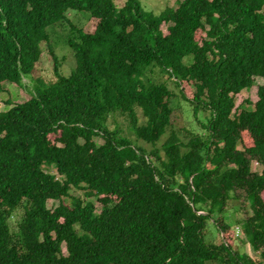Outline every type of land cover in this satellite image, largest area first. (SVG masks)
I'll use <instances>...</instances> for the list:
<instances>
[{"label":"trees","instance_id":"1","mask_svg":"<svg viewBox=\"0 0 264 264\" xmlns=\"http://www.w3.org/2000/svg\"><path fill=\"white\" fill-rule=\"evenodd\" d=\"M121 1L0 0V264H264V0ZM46 48L57 80L2 111Z\"/></svg>","mask_w":264,"mask_h":264},{"label":"rangeland","instance_id":"2","mask_svg":"<svg viewBox=\"0 0 264 264\" xmlns=\"http://www.w3.org/2000/svg\"><path fill=\"white\" fill-rule=\"evenodd\" d=\"M140 1L142 2V4L144 5L146 9H151L155 11L156 13H159L160 11H162L163 9L167 7L178 8L179 6L177 0H140ZM116 2H118L119 4L122 3L121 0H116ZM87 21H88L87 17H84L83 15H79L75 18V22L82 24V25L86 24L85 28L87 30L92 31L95 27V23L93 21H90V22H87ZM203 36L204 34L202 33L199 35V38ZM56 42L58 43V45L56 44ZM54 44H55L56 51L60 59L63 60L65 58L64 62L61 61L63 64L62 67H64L66 72L70 71V69L75 66V60L73 57L72 50L68 47L66 38L62 34H60V38L56 39ZM38 78L46 80L47 82L51 80H55V79L57 80V76L55 73V62L52 56L49 54L47 48L46 50H44L41 60L36 65L31 77L24 78L23 86L18 85L16 83H10V82L5 83L6 90L2 94V100H3L2 108H1L2 111H8L12 107L11 105H8L9 99L12 100L13 103L23 102L29 99L31 97V91L34 89L33 85L37 82ZM258 93H259V84H256L254 87L250 89H246L240 94H238L237 103H236V111H240L243 108L253 110L256 106V102L259 100ZM185 111H186V108L183 107L182 110L178 111L176 115H174L173 122L175 126H177L178 128H182V127H188L190 129L194 128L195 130L200 131L201 127L197 123L196 119H194L192 115H188L187 113H185ZM109 123L111 126L118 125V128L121 129L127 137H130L131 139L134 140V136L132 132H130V130L128 129V125L122 116L116 115V116L111 117L109 119ZM245 139H246L247 144L250 145L251 140L248 135L245 136ZM98 143H102L101 140H98ZM46 169L53 174H57V169L54 167H50V168L46 167ZM253 169L254 171H258V172L263 171V167L258 164H254ZM58 178L60 179L61 176L58 175ZM73 194L74 196H81L82 193L78 190H75ZM66 204L70 205L71 200H66ZM59 205L60 203L58 202L49 203L50 208H56ZM97 208H98V211H100L99 207ZM235 212H236L235 210H232L231 212V215H232L231 221L233 222L234 220H237L235 217ZM12 223L16 229L17 219H15ZM234 228H236V229H233L235 230L236 236L239 235L241 236V238L244 236L243 238H245V235H243V233L240 232V229H241L240 225H235ZM213 237H215V235ZM246 240L247 242L246 244H244L245 245L244 249L251 255H256L253 245L248 239Z\"/></svg>","mask_w":264,"mask_h":264}]
</instances>
